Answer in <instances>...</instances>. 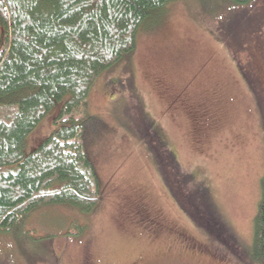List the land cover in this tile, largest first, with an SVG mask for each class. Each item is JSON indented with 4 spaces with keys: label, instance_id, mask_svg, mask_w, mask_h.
<instances>
[{
    "label": "rangeland",
    "instance_id": "rangeland-1",
    "mask_svg": "<svg viewBox=\"0 0 264 264\" xmlns=\"http://www.w3.org/2000/svg\"><path fill=\"white\" fill-rule=\"evenodd\" d=\"M237 10L223 0H176L152 16L136 48L94 80L74 112L85 117L99 201L89 212L48 205L0 230V264H247L264 175V125L238 63L259 56L254 73L263 88L264 25L252 33L260 38L238 43L245 51L239 60L218 34L236 32L261 8ZM258 95L264 102V90ZM59 108L29 135L28 151L52 131ZM159 142L177 158L183 190L211 203L216 217L209 229L168 189Z\"/></svg>",
    "mask_w": 264,
    "mask_h": 264
},
{
    "label": "trees",
    "instance_id": "trees-1",
    "mask_svg": "<svg viewBox=\"0 0 264 264\" xmlns=\"http://www.w3.org/2000/svg\"><path fill=\"white\" fill-rule=\"evenodd\" d=\"M174 1L0 0V230L13 229L48 205L66 204L84 212L95 207L100 188L85 149V117L74 112L87 100L94 80L130 55L140 30ZM223 1L235 4L237 11L242 6L261 8L255 15L259 18H249L236 32L218 34L230 50L235 48L240 60L250 37L260 38L252 33L263 28L264 3ZM249 51L255 52L253 47ZM253 56L246 63L240 61L238 68L256 96L264 125V102L258 95L264 84L256 86L262 81L254 73L259 56ZM58 104L52 131L28 151L29 135ZM158 163L180 206L200 226H213L216 214L211 203L183 190L185 174L165 143L158 147ZM167 168L177 180L166 173ZM260 182L247 264H264V175ZM218 222L222 226L219 218Z\"/></svg>",
    "mask_w": 264,
    "mask_h": 264
}]
</instances>
